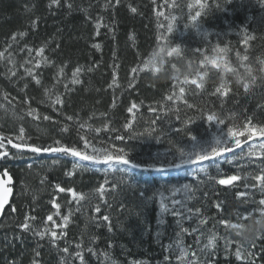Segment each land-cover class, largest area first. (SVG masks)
I'll list each match as a JSON object with an SVG mask.
<instances>
[{"label": "trees", "instance_id": "16d2710c", "mask_svg": "<svg viewBox=\"0 0 264 264\" xmlns=\"http://www.w3.org/2000/svg\"><path fill=\"white\" fill-rule=\"evenodd\" d=\"M217 46L227 53L216 54ZM40 47L45 51L38 56ZM196 49L212 56L207 64ZM0 53V136L16 144L59 141L101 161L111 156L155 169L178 163L181 149L192 151V135L208 147L249 120L264 126V0H0ZM77 67L80 82L72 84ZM197 77L202 89L179 84ZM253 79L245 93L243 83ZM222 81L228 95H213ZM179 87L182 98L168 100ZM56 96L64 103L53 106ZM211 112L224 124L208 121ZM239 139L247 142V134ZM262 144L178 177L113 172L4 145L0 174H11L14 196L0 219V264H264V191L253 179L264 174ZM248 151L254 155L238 158ZM235 174L241 179L231 185L218 183ZM182 205L193 210L190 219L186 211L183 218L173 214ZM26 216L35 219L23 230ZM213 237L214 247H206Z\"/></svg>", "mask_w": 264, "mask_h": 264}, {"label": "snow or ice", "instance_id": "6c2138e0", "mask_svg": "<svg viewBox=\"0 0 264 264\" xmlns=\"http://www.w3.org/2000/svg\"><path fill=\"white\" fill-rule=\"evenodd\" d=\"M52 2L54 4H57V5L59 4V0H52ZM118 2H119V0H117V3ZM68 6H69V8H71V4H69ZM131 11L133 13H135L137 11V9L135 7H133L131 9ZM196 15L199 16V13H196ZM172 19L175 20V17H173ZM193 20H195V17H193ZM99 27H100V25L97 24V29H99ZM172 27H173L172 24H169L167 30L169 32H171ZM192 27L196 28L197 31L200 30L199 25H197L195 23L192 25ZM98 34L99 33L97 32V35ZM21 35H24V33H21ZM12 39L16 40L17 37L13 36ZM247 39H248V37L245 36V42H247ZM93 47L99 49L100 45L94 44ZM28 51H29V53H31V49H29ZM44 51H45V47H40L38 52H37V55L41 56L44 53ZM177 51H178V53H181L179 47L177 48ZM213 51L216 54H221V53H227L228 49L227 48H221V47L217 46V47L213 48ZM195 52H201V50L196 49ZM3 55H4L3 53H0V56H3ZM201 55L204 58L205 64H207L208 61L212 58V56L204 55V53H202V52H201ZM43 59H44L45 63L48 62L47 57H44ZM35 67L39 68L40 67L39 63H36ZM26 71H27L28 75L32 76V78L35 79L36 84L41 83L40 80L37 79L36 76L33 74L31 69H27ZM59 71H60V73H63V68H61ZM135 71L136 70L133 69V72H135ZM80 72H81L80 67H77L75 69V71L72 72V80H71L72 84H77L80 82L79 79L77 78L78 74ZM12 75H15V72H13ZM179 84H185V85L191 84V85H195V87L197 89H202L204 86V80L197 77V78H193V79L187 80V81H180ZM255 85H256L255 79L251 80L250 82L243 83V89H244L245 93H248L250 87H254ZM261 86H264V81H261ZM65 88H67V85H65ZM228 91H229V86L227 85L226 82L222 81L221 83H219V86L215 88V91L212 94L213 95L219 94L220 96H227ZM184 92H185V88L179 87V95H176V94L169 95L168 100H173L174 95H175V98H177V99L182 98V95ZM51 103L53 106H55V105L63 104L64 101L60 98V96H56L55 99L51 101ZM221 103H223V101H221ZM132 107L135 108L136 105L133 104ZM188 107L191 108L192 105L189 104ZM131 110L132 109H129V111H131ZM34 111L35 110L33 109V110L29 111L28 114L32 115ZM43 119L48 120L49 117L44 116ZM68 119H72V117H68ZM207 120L208 121H214V120L218 121V123L220 125L224 124V119L220 118L215 112H211L210 114H208ZM184 123L187 124L188 121H185ZM172 130L176 131V132L182 131V129H179V128H174ZM64 131H67V129H64ZM253 132H255L256 135L258 134L260 137H264V126L252 125L251 120H249L247 122V124L242 129H240L239 131L235 130L234 128H229L223 136H217L215 138L214 142L211 145H209L208 147L201 146L199 144V142L197 141V137L192 135L190 138L193 142H195L193 145V150L192 151H184L182 149L179 150V162L178 163H175L174 161L171 162V167L180 168V167L185 166V165L196 164L197 161H207V160H212L213 163H216V160L213 158L219 157L225 152H233L234 149L241 148L242 147V141L239 139V137L247 134L248 140H251L253 137V135H252ZM148 135H151V131L148 132ZM18 137L20 139H23V137H24V129L23 128H20L19 133H18ZM5 140H7V142L9 144H12V146L14 148L27 147L29 151H31L32 153H36V154H39V153H62L64 155H70L71 157H74V158H79L82 161H91L94 163H101V156L100 155H98V154L86 155L83 151L77 150L76 147H65L63 145H60L59 141H56V144L59 146L41 147V146L15 144V143H13L12 139H10L8 137L0 136V148H2L4 146ZM84 146H85V149H87V147H88V141L87 140H84ZM261 147L264 148V144H262ZM93 151L98 152L99 150L94 149ZM245 155L248 157H251L254 155V153L252 151H248L246 154L240 153L238 158L244 159ZM6 156H8L7 151L0 152V158L6 157ZM236 158L237 157H233V159H236ZM107 160H111V156H108L105 162H107ZM120 162L125 164V165L130 163V161L128 159H122V158L120 159ZM131 166H134V165L131 164ZM29 167H31V165H29ZM203 171H205V168L203 166H199L196 168L197 173L203 172ZM5 175H7V173H5ZM240 179H241V176L238 174H235V175H231L228 179H219L218 183L220 185H231L234 181H238ZM245 179H247V177H245ZM253 179L261 182V185H262L261 190L264 191V174L255 176V177H253ZM57 189L59 192L65 191L64 188L59 187V186H57ZM101 191H103V189H101ZM10 194H11V189L8 187H4L3 182L0 181V213H2L4 211L5 204L8 202ZM73 195H75V193H73ZM238 195L243 196V195H245V193H238ZM174 203L180 204L181 202L177 200V201H174ZM259 204L264 205V199H261L259 201ZM53 207L58 208L59 205H56L55 202L53 201ZM216 207L220 208L221 205L217 204ZM10 210L13 213H15L17 211V209L15 207H12ZM164 210L167 211V206H165ZM96 211L99 212L100 209L97 208ZM185 211L188 214L187 218L190 219L193 210L187 209L186 206H183V205L181 206V208L173 209V214L178 216V217L183 218L185 215ZM261 212L264 213V209H261ZM246 218L247 217H245V219ZM28 219H35V217H27V216L25 217V222L21 225V228L23 230L29 229V223L27 222ZM47 220L55 223V221H53L52 215L47 216ZM103 220L108 221L109 217L107 215H105V216H103ZM203 222H204L203 220L200 221V223H203ZM67 223H68V219H67V217H65L64 218V225L66 226ZM230 227H235V225H230ZM197 230H198V228L194 229V231H197ZM45 231H48V229H45ZM38 235L41 238H43L44 232H40V233H38ZM62 235H63V233H62ZM51 237L53 239V242H55V239L57 237V233L55 231H51ZM214 244H215V237H213L211 240H209L206 247H214ZM253 244H254V241L250 242L248 245V248H251L253 246ZM64 251L67 252L68 249L65 248ZM243 251L247 253V256L254 257V253H252L251 251H248V249H244ZM184 254L186 255L187 253H184ZM241 254H242L241 250H237V252H236L237 257H240ZM36 255L38 256L39 253L37 252ZM76 255L79 256L80 255L79 252ZM81 259H82V257H81ZM34 264H35V262H34Z\"/></svg>", "mask_w": 264, "mask_h": 264}, {"label": "water", "instance_id": "95a60500", "mask_svg": "<svg viewBox=\"0 0 264 264\" xmlns=\"http://www.w3.org/2000/svg\"><path fill=\"white\" fill-rule=\"evenodd\" d=\"M261 138V137H259ZM4 145L9 146L10 148L16 150V151H20V152H25V153H31V154H36V153H32L31 151L28 150L27 147H21V148H14L12 146V144H9L8 142L4 143ZM41 154V153H39ZM5 173H7V175H5ZM0 181L3 182V186L4 187H8L11 189V194L9 196L8 202L5 204V208L4 211L2 213H0V219L3 217L5 211L7 210V208L11 205L13 196H14V180L12 178V176L8 173V171H4L3 174H0Z\"/></svg>", "mask_w": 264, "mask_h": 264}, {"label": "rangeland", "instance_id": "374dc122", "mask_svg": "<svg viewBox=\"0 0 264 264\" xmlns=\"http://www.w3.org/2000/svg\"><path fill=\"white\" fill-rule=\"evenodd\" d=\"M4 158V157H3ZM3 158H0V159H3ZM194 167H192L191 169H189V171L191 170V172L190 173H196V174H198L197 172H195V170L193 169ZM200 173V172H199ZM187 178H189L190 179V177H187ZM10 207V206H9Z\"/></svg>", "mask_w": 264, "mask_h": 264}, {"label": "bare ground", "instance_id": "6f19581e", "mask_svg": "<svg viewBox=\"0 0 264 264\" xmlns=\"http://www.w3.org/2000/svg\"><path fill=\"white\" fill-rule=\"evenodd\" d=\"M178 176H182L183 175V171H182V169L180 170V173L179 174H177ZM146 178V177H145ZM147 179V178H146Z\"/></svg>", "mask_w": 264, "mask_h": 264}]
</instances>
